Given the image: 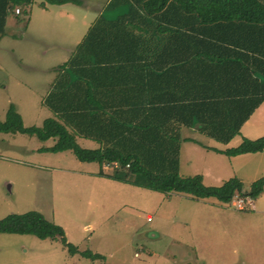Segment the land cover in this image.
Listing matches in <instances>:
<instances>
[{
	"label": "trees",
	"instance_id": "trees-1",
	"mask_svg": "<svg viewBox=\"0 0 264 264\" xmlns=\"http://www.w3.org/2000/svg\"><path fill=\"white\" fill-rule=\"evenodd\" d=\"M68 2L81 3L41 4ZM31 3L0 0V36L9 13ZM105 9L123 12L99 14L59 66L45 97L52 116L41 127H24L10 106L0 132L53 138L43 150H71L80 161L98 163L101 176L156 192L220 203L256 198L264 176L249 191L235 178L205 185L200 175H180L179 155L181 142L192 140L182 137L183 128L226 144L264 102V0H109ZM77 137L98 146L82 148ZM209 148L227 156L258 153L264 135ZM0 233L51 237L70 253L80 252L66 242L62 227L37 211L6 215Z\"/></svg>",
	"mask_w": 264,
	"mask_h": 264
},
{
	"label": "rangeland",
	"instance_id": "rangeland-1",
	"mask_svg": "<svg viewBox=\"0 0 264 264\" xmlns=\"http://www.w3.org/2000/svg\"><path fill=\"white\" fill-rule=\"evenodd\" d=\"M38 1L18 14L12 10L7 33L0 36V121L12 106L24 127H41L52 116L45 97L59 66L97 16L123 12L107 11L109 0H80V6ZM61 9L67 15L59 14ZM181 135L192 138L180 144L182 176L201 171L211 186L237 178L244 191L264 176V151L231 158L204 150L228 145L185 128ZM263 135L264 102L235 139ZM76 141L82 148L98 146L89 139ZM54 143L0 132V219L37 211L62 227L66 242L80 252L70 253L51 237L0 233V264H264V217L258 214L264 213V190L255 209L242 202V210L212 198L156 192L101 176L98 163L80 161L71 150H43ZM102 169L113 171L108 165ZM217 169L221 172L213 177ZM85 250L98 258L82 255Z\"/></svg>",
	"mask_w": 264,
	"mask_h": 264
},
{
	"label": "crops",
	"instance_id": "crops-1",
	"mask_svg": "<svg viewBox=\"0 0 264 264\" xmlns=\"http://www.w3.org/2000/svg\"><path fill=\"white\" fill-rule=\"evenodd\" d=\"M41 2V0H39L38 1V3H40ZM32 4H35L34 3V0H32ZM68 4H71V3H68ZM46 5V4H45ZM57 5V4H56ZM73 6H80V5H77V4H72ZM61 6H65L64 4H61ZM59 14H66L67 15V11H65V9H61L60 10V12H59ZM8 17V16H7ZM6 23H7V21H6ZM5 33H7L6 31H5ZM251 117V116H250ZM250 119V118H249ZM248 119V120H249ZM247 120V121H248ZM246 121V122H247ZM246 122L242 125V127H241V129L244 127V125L246 124ZM241 131V130H240ZM192 132H197V131H192ZM237 136V135H236ZM235 136V137H236ZM184 137H186V136H184ZM183 137V138H184ZM235 137H233L228 143H226V144H224V143H221V144H224V145H228L226 148H229V147H235L236 145H238L242 140H239V139H235ZM191 138V137H190ZM182 142H190V140L189 141H182ZM236 143H238V144H236ZM203 145V144H202ZM204 146H206V145H204ZM181 147V146H180ZM209 147H215V146H208L207 148L206 147H204V150L206 151V152H209V151H211L210 150V148ZM216 148V147H215ZM226 148H221V147H218L217 149H220V150H223V149H226ZM264 151V150H263ZM263 151H261V152H263ZM218 153V152H217ZM259 153V152H258ZM219 155H223V156H226L227 157V155H225V154H222V153H218ZM248 154H251V153H246V154H240V155H237V156H228V157H231V158H234V157H238V156H242V155H248ZM181 160L182 159H180V155H179V170H180V168H181ZM260 162V161H259ZM252 163H253V161H252ZM252 163H251V165L250 166H252L253 167V165H252ZM254 166H256V165H254ZM240 167L241 166H239V165H235V169H240ZM212 170V169H211ZM219 172H221L220 171V169H217V171H214L213 173H211V174H213V177H217L218 176V173ZM196 172H191V174L190 175H196L195 174ZM189 175V176H190ZM201 177H202V180H203V183H207L206 182V178H205V174L203 173V172H201L200 171V174H199ZM219 179V178H218ZM231 179V178H230ZM235 179H237V178H235ZM259 179V178H258ZM237 180H239V181H241L240 179H237ZM227 181V180H226ZM225 182V181H224ZM223 182V183H224ZM242 182V181H241ZM243 184V183H242ZM209 185H213V184H209ZM264 190V189H263ZM208 199V198H207ZM213 199V198H212ZM255 199L256 198H250V197H248V200H246L245 199V203H247L249 206H251V208L252 209H255V207H256V205H255ZM214 201H216L217 203H220V202H218L216 199H213ZM233 201V200H232ZM222 205L223 204H225V206H229V207H234L232 204H231V202L230 203H221ZM242 210V209H241ZM232 212H234V211H232ZM231 214H237V213H231ZM258 214H261V216H263L264 217V213H258ZM149 218V217H148Z\"/></svg>",
	"mask_w": 264,
	"mask_h": 264
},
{
	"label": "built area",
	"instance_id": "built-area-1",
	"mask_svg": "<svg viewBox=\"0 0 264 264\" xmlns=\"http://www.w3.org/2000/svg\"><path fill=\"white\" fill-rule=\"evenodd\" d=\"M14 12L16 14H18L20 12V9L17 7V8H15ZM235 201H237V203ZM242 202L245 203L243 200H233V201H231V204L237 209H243V203Z\"/></svg>",
	"mask_w": 264,
	"mask_h": 264
}]
</instances>
